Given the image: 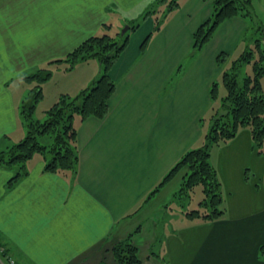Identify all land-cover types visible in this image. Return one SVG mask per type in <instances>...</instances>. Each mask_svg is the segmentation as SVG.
Here are the masks:
<instances>
[{
  "label": "crops",
  "instance_id": "crops-1",
  "mask_svg": "<svg viewBox=\"0 0 264 264\" xmlns=\"http://www.w3.org/2000/svg\"><path fill=\"white\" fill-rule=\"evenodd\" d=\"M213 1L0 0V151L14 142V135L19 141L25 134L18 109L35 85L25 75L47 68L52 72L49 83L56 75L67 79L74 68L88 66L71 90L51 92L58 93L51 103L59 93L75 95L96 78L98 61L66 69L67 63L56 60L92 35L139 23L109 68L115 88L105 116L74 117L75 173L45 171V158L38 153L11 184L16 167H0L5 264H116L112 247L130 234L138 253V242L143 243L140 264H264V146L258 153L247 128L210 150L221 178L223 216L213 221L187 216L172 226L177 215L171 214L162 223L163 232L156 230L160 217L154 218V209L170 194L152 202L186 170L150 193L186 151L202 144L224 96H210L212 83L219 87L222 77L217 56L244 50L251 40L243 47L242 42L252 28L254 39L264 34V0H250L251 19L224 20L193 56L192 34L210 17ZM165 2L173 5L170 10L162 6ZM163 15L154 30L155 19ZM147 207L152 211L140 219ZM146 221L151 222L147 227Z\"/></svg>",
  "mask_w": 264,
  "mask_h": 264
},
{
  "label": "trees",
  "instance_id": "trees-1",
  "mask_svg": "<svg viewBox=\"0 0 264 264\" xmlns=\"http://www.w3.org/2000/svg\"><path fill=\"white\" fill-rule=\"evenodd\" d=\"M172 6L169 5L168 10ZM157 7L154 11H157ZM150 13L153 14V10L148 11L146 15ZM234 16L251 19L250 0H214L210 17L202 21L192 34V55L202 50L224 20ZM163 18L164 15L155 19L154 30L159 29ZM138 24V21L128 23V30L120 35L119 39L107 33L92 35L70 51L64 59L56 60L67 63L66 69H71L80 61L94 58L99 63V72L91 84L77 94L73 96L60 94L45 111L43 121L36 120L34 113L43 97L42 84L50 79L52 72L47 68H39L23 77L26 82H34L35 85L22 99L18 109L19 120L25 129L24 137L18 143L0 151V167L18 164L20 169L8 184L25 173V163L36 153L44 156L45 171L75 173L78 154L74 117L78 115L81 120H85L91 116L96 118L105 116L108 110L107 101L115 88V83L108 74L109 68L124 49L128 33ZM150 35L151 33L142 41L141 50L145 48ZM222 57L220 53L216 58L223 70L221 82L225 89V95L220 99L221 112H214L211 115V125L203 136L202 144L186 151L150 193L156 192L177 172L185 169L177 194L188 198V193L195 186H200L203 194L199 201L200 208L186 211L185 215L190 218H201L204 221L216 220L225 213L221 182L210 161L211 148L223 145L242 128L250 131L253 145L258 153H262L264 146V94L260 81L264 77V34L258 33L257 37L245 47L240 57L232 61L229 69L222 67L224 61ZM250 63H252V73L239 76L241 66ZM217 91L218 84L213 82L210 88V96L213 100L217 98ZM44 136H47L46 143L39 139ZM262 182L264 185V174ZM131 239L132 234L112 247L116 264L141 263L138 249ZM6 260V253L0 252V264H5Z\"/></svg>",
  "mask_w": 264,
  "mask_h": 264
},
{
  "label": "rangeland",
  "instance_id": "rangeland-1",
  "mask_svg": "<svg viewBox=\"0 0 264 264\" xmlns=\"http://www.w3.org/2000/svg\"><path fill=\"white\" fill-rule=\"evenodd\" d=\"M161 4H163V3H161ZM161 4H159V5H161ZM167 5H170V2H165L164 5H162V6H165L166 7ZM160 12H162V11H160ZM136 21H138V19L137 20H134L133 23L136 22ZM124 27H125V25L123 27H121V28L115 26L114 28L111 29V31L107 32V34H109L110 36H112L115 39H119V38H121L120 35H122L121 32H122V29ZM101 34H103V33H100V35ZM254 36H255L254 35V30L252 28L248 32H246L245 37H244V42H242V45L241 46L243 47V45H245V43H246L245 41L251 40V42H252L253 39H254ZM242 52H243V49L240 48L239 50H237V51H235L233 53H229L230 54L229 57H228L227 54L221 53L223 55L222 59L224 60L222 67L225 68V69H229L231 67V65H232V61L235 60L236 58H239L240 57V54ZM90 65H91L90 67L92 69L93 66H92V64H90ZM86 67H88V66H83L81 70L80 69H77V68H74V70L68 75L67 79H62V78H60V76L56 75V78L54 80H51L49 83L44 82L42 84L43 91H45L46 94H45V98H44V101L42 102V104H39V105L36 106L35 113H34V118L36 120L43 121L44 118H42V116L44 114L42 115L41 114V111L43 109L47 110V108L50 107L53 104V103H51L54 100V97L53 96H55L58 93H53V95H52L51 92H53L55 89L58 90L59 88H61L59 92H62V90H64V91L67 92L72 87L73 83L77 79L78 80H83L82 77L86 73ZM98 72H99V68L97 70V75H98ZM251 73H252V63H250V64H243L241 66V68H240V75L239 76H244L246 74H251ZM260 81H261V86H262V92L264 94V77H262ZM64 85H66L65 88H62V86L64 87ZM48 89H49V91H48ZM66 92H64V93H66ZM69 92L72 93L73 91H69ZM49 93L51 94V96H50ZM59 94H61V93H59ZM75 94H77V93H75ZM222 94L225 95V89H224V87L222 85L221 80H219V87H218V91H217V98H216V100H218L222 96ZM71 96H73V95H71ZM220 104H221V102H219V106H220ZM219 106H218L217 109H215L214 112H217V113L218 112H221L220 109H219ZM214 112L212 113V115L214 114ZM73 123H74V121H73ZM210 123H211V120H210ZM210 125L211 124H209V126ZM24 135H23V137H24ZM39 139H40L41 142H45L46 143L47 136L41 137ZM16 140L17 139H16V137L14 135V142H11L8 145V147L11 146V145H13V144H15V143H18L21 139L19 141H16ZM213 166L215 167V165H213ZM15 167H16L17 170H20L18 164H15ZM181 177H182V172H181V174H179V176H177L176 178H174L167 185V187L165 188L166 189L165 192H163V194L161 192L159 195H157L156 198H155L156 200H154L152 202V203H154L155 201L160 202L161 200H163V198L166 196V194H168V193L170 194L169 196H167V199L165 201L166 203L165 202L162 203L161 204L162 206H160L159 209H154V218L157 219L158 217H160L159 218V224L156 227V230H159L160 233L163 232V227H164V229L166 228L165 226H163L162 223H164L165 218L167 217V215H171V214L177 215L174 218H172V220H171V225L172 226H175V224L177 222H180L181 220H185L186 221V219L189 218V217L186 218L187 217L185 215V212L186 211L200 208L199 201L201 200L202 195H203L200 186H195L193 188V190L188 193V195H189L188 198H186L182 194H180V195L177 194V192H178V190L180 188V182L182 180ZM218 178H219V180L221 182V178L220 177H218ZM224 205H225V203L223 202V207L225 208ZM156 206H157V204H155V208H156ZM151 211H152V209L150 210L147 207L141 213V215L139 216L140 219L141 218L145 219L146 216H147V214H150ZM159 211H160V213H159ZM135 222H138V218H136L134 220V223ZM142 222H144V221H142ZM150 223H151L150 221L149 222L146 221L143 225H145V227H147ZM137 226L138 225H135L134 227H132V229L134 230ZM136 240L138 242V238H136ZM138 244H141V247H140L141 251L138 253L139 254L138 255V258H142L141 255H142V252H143V247H142L143 246V243L138 242Z\"/></svg>",
  "mask_w": 264,
  "mask_h": 264
},
{
  "label": "water",
  "instance_id": "water-1",
  "mask_svg": "<svg viewBox=\"0 0 264 264\" xmlns=\"http://www.w3.org/2000/svg\"><path fill=\"white\" fill-rule=\"evenodd\" d=\"M129 28V25H125V27L122 29L121 34L123 35Z\"/></svg>",
  "mask_w": 264,
  "mask_h": 264
}]
</instances>
